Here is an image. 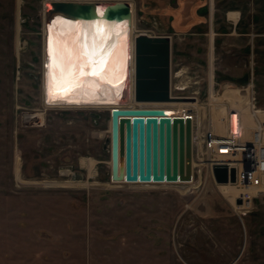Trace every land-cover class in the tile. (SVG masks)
Listing matches in <instances>:
<instances>
[{
    "label": "rangeland",
    "instance_id": "374dc122",
    "mask_svg": "<svg viewBox=\"0 0 264 264\" xmlns=\"http://www.w3.org/2000/svg\"><path fill=\"white\" fill-rule=\"evenodd\" d=\"M56 1L101 0H0V264H264V195L239 217L235 192L225 195L205 166L192 184L112 182L110 109L45 101V19ZM119 2L133 7V40L171 37L174 69L198 76L182 97L199 92L202 104L210 85L232 97L238 78L254 81L264 106L263 23L249 47H225L204 13L211 0L104 4ZM133 83L123 108L149 109Z\"/></svg>",
    "mask_w": 264,
    "mask_h": 264
},
{
    "label": "water",
    "instance_id": "95a60500",
    "mask_svg": "<svg viewBox=\"0 0 264 264\" xmlns=\"http://www.w3.org/2000/svg\"><path fill=\"white\" fill-rule=\"evenodd\" d=\"M95 1L52 2L46 18L63 15L84 22L132 21L128 2L107 4L99 15ZM133 98L137 104L169 103L171 97V37L139 32L134 39ZM111 180L115 183H192L194 173L193 127L188 119H171L163 110L113 109L111 112ZM218 185L235 183L236 171L215 165ZM237 204H241L238 201Z\"/></svg>",
    "mask_w": 264,
    "mask_h": 264
},
{
    "label": "built area",
    "instance_id": "2783aa9c",
    "mask_svg": "<svg viewBox=\"0 0 264 264\" xmlns=\"http://www.w3.org/2000/svg\"><path fill=\"white\" fill-rule=\"evenodd\" d=\"M197 78L189 68L177 65V69H174L172 60V102L180 99L189 102L179 106H171L172 102L145 105H148L149 110L165 111L172 120H191L194 170L197 166H205L215 182V165L226 166L229 171L235 169V183L227 184L233 187L235 194L232 196L233 201H228L239 217L245 216L264 195V106L258 101L253 80L240 89H230L235 93L232 97L215 96L213 85L209 86L208 98L202 104L199 92L193 91L195 97H182L181 93L199 84ZM218 123L224 125L223 131L218 129ZM195 180L193 173L192 183ZM238 201L241 204H237Z\"/></svg>",
    "mask_w": 264,
    "mask_h": 264
},
{
    "label": "bare ground",
    "instance_id": "6f19581e",
    "mask_svg": "<svg viewBox=\"0 0 264 264\" xmlns=\"http://www.w3.org/2000/svg\"><path fill=\"white\" fill-rule=\"evenodd\" d=\"M106 7L107 4L98 5L99 15H104ZM133 19L134 16L132 21L90 23L60 14L46 18L45 30L51 33V37L46 40L45 51L52 56L50 72L45 77L46 102L53 106L63 105V97L68 94L65 100L68 105L87 103L94 107H106L110 111L124 109L125 96L134 78ZM109 45L112 46L111 55L99 64L94 63ZM73 59L79 64L69 65L68 62ZM60 72L63 73L58 75ZM59 90H65L67 94L55 92ZM180 104L172 102L171 105ZM223 128L224 125L218 123V129L223 131ZM179 184L185 183H176ZM220 189L225 195L235 192L230 185H220ZM229 200L233 201L232 198Z\"/></svg>",
    "mask_w": 264,
    "mask_h": 264
},
{
    "label": "crops",
    "instance_id": "0c3cea01",
    "mask_svg": "<svg viewBox=\"0 0 264 264\" xmlns=\"http://www.w3.org/2000/svg\"><path fill=\"white\" fill-rule=\"evenodd\" d=\"M114 1L122 0L95 2L104 4ZM210 4L212 7L204 11L210 15V22L212 20L210 33L213 34L214 40H218L220 46L249 47L258 36L257 30L261 29L259 23L264 25V0H211ZM222 67L224 72L229 73L232 68L228 64L227 67Z\"/></svg>",
    "mask_w": 264,
    "mask_h": 264
},
{
    "label": "snow or ice",
    "instance_id": "6c2138e0",
    "mask_svg": "<svg viewBox=\"0 0 264 264\" xmlns=\"http://www.w3.org/2000/svg\"><path fill=\"white\" fill-rule=\"evenodd\" d=\"M86 27H92V26H86ZM96 27L98 28L99 25H96ZM111 51H112V46L109 45V48L105 51V53H104L102 56L97 57V58L94 60V63L99 64L102 60L106 59L108 56L111 55Z\"/></svg>",
    "mask_w": 264,
    "mask_h": 264
},
{
    "label": "flooded vegetation",
    "instance_id": "af4514ba",
    "mask_svg": "<svg viewBox=\"0 0 264 264\" xmlns=\"http://www.w3.org/2000/svg\"><path fill=\"white\" fill-rule=\"evenodd\" d=\"M69 65H71V64H69ZM75 66V65H74ZM63 72H65V71H63ZM63 72H60L58 75H61V73H63ZM47 76V75H46ZM45 76V77H46ZM45 77H44V85H45ZM44 90H45V88H44ZM56 93H59V92H66L65 90H59V91H55ZM46 93V92H45ZM60 94V93H59ZM66 94H67V92H66ZM46 97H47V99L45 100V101H47L48 100V96H47V93H46ZM68 97V94H67V96H65V97H63V101H62V104H67L66 102H65V99ZM85 107V106H84ZM89 107H94V106H92V104H90L89 105ZM143 184V183H142Z\"/></svg>",
    "mask_w": 264,
    "mask_h": 264
},
{
    "label": "trees",
    "instance_id": "16d2710c",
    "mask_svg": "<svg viewBox=\"0 0 264 264\" xmlns=\"http://www.w3.org/2000/svg\"><path fill=\"white\" fill-rule=\"evenodd\" d=\"M205 13H207L206 11H204ZM228 80V79H227ZM229 81L233 82L234 84H237L239 86H244L246 85L247 81L246 80H239V79H232V78H229Z\"/></svg>",
    "mask_w": 264,
    "mask_h": 264
}]
</instances>
